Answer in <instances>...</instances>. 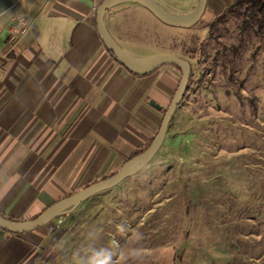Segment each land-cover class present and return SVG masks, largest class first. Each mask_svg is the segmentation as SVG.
<instances>
[{
  "label": "rangeland",
  "instance_id": "374dc122",
  "mask_svg": "<svg viewBox=\"0 0 264 264\" xmlns=\"http://www.w3.org/2000/svg\"><path fill=\"white\" fill-rule=\"evenodd\" d=\"M154 1L178 17L197 5ZM232 1L209 0L205 19ZM112 10L128 55L198 58L155 157L45 226L36 264H264V35L241 45V21L229 20L230 39L207 43V31L165 26L143 7Z\"/></svg>",
  "mask_w": 264,
  "mask_h": 264
},
{
  "label": "crops",
  "instance_id": "0c3cea01",
  "mask_svg": "<svg viewBox=\"0 0 264 264\" xmlns=\"http://www.w3.org/2000/svg\"><path fill=\"white\" fill-rule=\"evenodd\" d=\"M99 1L0 0L1 217L35 219L117 172L158 133L164 112L150 102L166 110L179 73L163 67L139 76L118 63L96 28ZM112 13L103 17L109 33ZM18 14L29 26L11 46L7 32ZM42 231L0 230V264H36Z\"/></svg>",
  "mask_w": 264,
  "mask_h": 264
},
{
  "label": "water",
  "instance_id": "95a60500",
  "mask_svg": "<svg viewBox=\"0 0 264 264\" xmlns=\"http://www.w3.org/2000/svg\"><path fill=\"white\" fill-rule=\"evenodd\" d=\"M123 3H136L141 5L165 26L176 29H190L194 27L203 17L207 6V0H198L194 10L189 15L182 17L166 13L154 0H103V2L96 9L95 23L103 44L111 51L118 62L130 73L139 76L147 75L160 68L168 66H173L180 70L181 78L168 108L164 110L163 107L155 104L154 102H150V106L160 112H164V117L158 133L146 151L128 161L112 177L96 182L78 191L77 193L54 203L33 220L16 222L6 220L0 216L1 230L11 234L24 235L47 226L56 218L76 210L88 199L117 187L123 181L141 171L151 162L162 147L171 118L186 92L191 68L187 61L174 55L163 54L144 59H136L128 55L110 35L103 20L104 15L111 8Z\"/></svg>",
  "mask_w": 264,
  "mask_h": 264
},
{
  "label": "trees",
  "instance_id": "16d2710c",
  "mask_svg": "<svg viewBox=\"0 0 264 264\" xmlns=\"http://www.w3.org/2000/svg\"><path fill=\"white\" fill-rule=\"evenodd\" d=\"M102 2H103V0H100L98 2L97 8ZM208 2H209V0H207L206 10H205L201 20L194 27H192L190 29H181V30H184V31H200V32L201 31H207L208 38H209V40H207L208 41L207 43L218 44L219 38H226V36L229 34V28L226 27V23L229 20H233V21L239 20V21H241V26L240 25L238 26L239 27L238 31L240 32V36H241V38H240V44L241 45H243L244 37L247 35L249 37V35L251 33L254 34L255 36H258L259 34L264 35V0H233L228 5V7L223 11L222 14L216 16L215 18L206 20L205 16H206L207 12L210 11V9L208 7ZM229 39L230 38H226V40H229ZM107 50L111 54V56L118 62V60L111 53V51L109 49H107ZM189 50H188L189 54L186 55V58H181V59L187 61L190 65V68H191V74H190V78H189V82H190V79L192 77L191 61L198 58L197 57L198 52H197V50H191L192 52ZM236 51L237 50H232V54H235ZM229 64L232 65L233 62H230ZM168 67L174 68L175 70L178 71L179 74H181V72L178 68L173 67V66H168ZM226 69H228V68L227 67L222 68L223 71H226ZM141 76H144V75H141ZM189 82H188V84H189ZM153 139L146 146H144L143 148L134 152L129 157L128 160L123 162L122 166L125 165L131 159L135 158L136 156H138V155L142 154L144 151H146V149L152 143ZM116 173L117 172H114V173L102 178L100 181L106 180V179L112 177L113 175H115ZM88 186H90V184ZM88 186H86V187H88ZM86 187H84V188H86ZM84 188H82V189H84ZM75 193H77V192L69 194L65 198H67V197H69ZM4 219L10 220V221L20 222V221L15 220V219H8V218H4ZM1 231L5 232L7 234H11V233L6 232L4 230H1ZM11 235L16 236V237L23 236V235H16V234H11Z\"/></svg>",
  "mask_w": 264,
  "mask_h": 264
},
{
  "label": "built area",
  "instance_id": "2783aa9c",
  "mask_svg": "<svg viewBox=\"0 0 264 264\" xmlns=\"http://www.w3.org/2000/svg\"><path fill=\"white\" fill-rule=\"evenodd\" d=\"M30 18L24 14H18L14 24L7 32V43L11 46L16 45L20 38L26 34L29 26Z\"/></svg>",
  "mask_w": 264,
  "mask_h": 264
}]
</instances>
